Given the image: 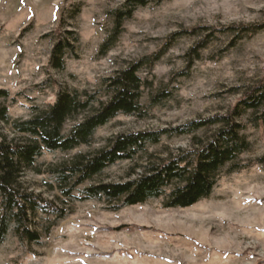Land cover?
<instances>
[{"label":"rangeland","instance_id":"rangeland-1","mask_svg":"<svg viewBox=\"0 0 264 264\" xmlns=\"http://www.w3.org/2000/svg\"><path fill=\"white\" fill-rule=\"evenodd\" d=\"M126 1L0 0V89L16 98L7 102L13 119L47 110L63 90L97 92L107 100L105 79L160 50L176 31L264 21V0H152L125 20L116 44L103 54L102 45L115 27L114 11ZM59 34L74 45L66 50L63 69L51 62ZM199 38L179 37L152 69L141 70L149 82L141 99L145 117L120 114L97 129L91 144L71 152L45 150L40 168L94 154L121 133L156 131L225 113L242 95L234 88L264 81V30L234 45L233 33H218L190 62L184 56ZM160 92L170 96L155 104ZM83 117L69 121L65 133ZM242 120L252 143L239 160L246 167L228 172L226 166L212 194L190 207L168 208L162 196L115 210L118 201L82 198L99 183L136 178L149 153L161 157L188 149L191 135L164 136L147 153L78 185L72 197L63 193L55 176L27 171L24 186L55 201L66 215L38 211L32 217L30 226L42 234L40 242L22 239L12 228L0 244V264H264V163L259 162L264 126L257 127L250 112ZM7 131L13 135L10 127Z\"/></svg>","mask_w":264,"mask_h":264},{"label":"trees","instance_id":"trees-1","mask_svg":"<svg viewBox=\"0 0 264 264\" xmlns=\"http://www.w3.org/2000/svg\"><path fill=\"white\" fill-rule=\"evenodd\" d=\"M151 1L127 0L122 8L114 11L115 27L102 45L103 54L116 44L123 32L125 20ZM262 30L264 21L233 23L221 28L197 26L176 31L167 38L160 50L129 63L106 78L107 100H103L97 92L63 90L47 110L36 112L28 119L11 117L7 102L11 99L15 103L16 98H11L9 90L0 89V244L12 228L22 239L40 242L42 234L30 226L32 217L38 211L54 213L58 218L66 215L65 209L55 201L24 186L23 176L29 170L55 176L63 193L72 197L78 185L120 161L132 160L140 152L147 153V147L161 143L164 136L191 135L193 142L188 149H179L176 153L170 152L161 157L149 153L143 171L136 178L99 183L87 188L86 196L82 199L105 198L111 202L118 201L112 208L118 210L162 196L166 197L165 206L168 208L190 207L212 194L226 166H230L228 172L245 168L239 160L243 153L251 149L252 143L243 132L246 125L242 118L250 112L255 116V125L264 126V81L244 88H234L236 93L242 91V95L225 113L200 117L184 125L156 131L121 133L94 154H77L46 170L40 168L38 159L45 150L71 152L82 145L91 144L97 129L120 114L145 117L148 113L141 99L149 82L139 73L144 67L152 69L179 37L200 36L184 56L192 62L193 58L200 57L202 49L218 38V33H233L236 37L232 43L234 45L239 39ZM204 32L205 36L201 38ZM73 48L69 38L59 34L51 56L52 64L63 69L66 50ZM169 96L168 92H160L153 101L159 104ZM80 115L84 117L65 133L66 124L78 119ZM8 127L13 135L7 131ZM211 128L209 135L198 134L199 131ZM259 162L264 163V157L259 158ZM50 230L51 227L47 231Z\"/></svg>","mask_w":264,"mask_h":264}]
</instances>
